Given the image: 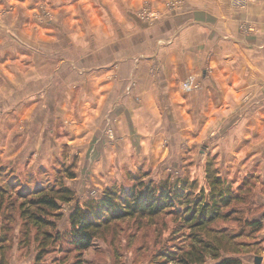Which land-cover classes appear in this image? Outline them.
Wrapping results in <instances>:
<instances>
[{
  "label": "rangeland",
  "instance_id": "1",
  "mask_svg": "<svg viewBox=\"0 0 264 264\" xmlns=\"http://www.w3.org/2000/svg\"><path fill=\"white\" fill-rule=\"evenodd\" d=\"M27 1L0 0V264H34L41 252L43 264H179L181 258L198 254L205 255V264L215 263L201 251L199 239L214 244L219 259L255 264L260 257L264 264V105H253L248 95L240 103L219 104V93L202 94L199 82L189 80L182 83V91L191 94L184 102H167L164 96L162 103H140L135 82L127 81L126 102H112L108 113L102 102L96 110L89 105L78 108V92L67 86L69 74L54 70L63 63L91 67L93 58L83 55L88 47L110 41L67 36L89 28L81 23L40 24L43 15L65 18L53 9V0H29L31 7ZM254 1L231 0L230 6L246 12ZM180 4L171 0L167 6L178 11ZM160 16L143 6L138 11L146 27ZM43 28L54 31L56 38H40ZM240 31L246 37L259 35L257 22L249 16L241 21ZM114 43L116 36L111 38ZM125 43L148 46L144 40ZM71 47L82 55H72ZM102 54L98 57L106 58ZM28 67H35L36 77L42 78L24 80ZM252 111L263 117L257 136L245 134ZM207 165L236 197L203 231L192 230L177 206L157 216L114 222L97 232L92 246L81 253L69 244L70 214L109 188L177 186L185 181L194 187L192 198L204 190L209 202ZM59 189H67L70 200L58 201L57 211L42 213L53 227L37 229L22 217L23 210H36L29 200L55 196ZM253 222L260 223L259 231L250 226ZM44 232L53 238L44 242Z\"/></svg>",
  "mask_w": 264,
  "mask_h": 264
},
{
  "label": "crops",
  "instance_id": "2",
  "mask_svg": "<svg viewBox=\"0 0 264 264\" xmlns=\"http://www.w3.org/2000/svg\"><path fill=\"white\" fill-rule=\"evenodd\" d=\"M170 1L53 0V9L65 19L43 15L39 17L40 24L71 23L78 27L81 23L89 28L67 33V36L110 41L102 46L88 47L83 55L93 58L91 67L63 63L54 70L55 73L61 68L60 71L69 74L67 86L78 92V108L81 105L85 110L89 105L96 110L97 103L102 102L107 104L104 112L108 113L112 102H126L127 81L135 82L134 94L144 104L162 103L164 96L167 102L187 101L191 94L182 91V83L194 80L199 82L202 94L208 92L216 96L219 93L218 97L222 98L218 99L219 104L223 101L240 103L242 96L248 95L253 105H264V0L250 3L246 12L233 9L231 0H178L181 2L178 11L168 9ZM27 3L31 7V1ZM43 4L47 8V2ZM142 6L159 12L162 15L159 21L146 27L138 17ZM248 16L258 24L256 38L246 37L240 31L241 21ZM39 34L40 38H56L54 31L47 28L40 29ZM114 36L118 43L111 44ZM130 39L141 44L144 40L148 46L132 48L125 43ZM120 44L123 46L117 47ZM74 48L76 50L70 48L72 55H82ZM100 54L106 58H99ZM28 68L24 80L42 78L36 77L35 67ZM51 76L56 78V75ZM39 94L40 98L44 97L41 91ZM76 112L78 114V109ZM91 113L94 114V110ZM122 113L118 111L120 118ZM263 117L257 111L249 112L245 134L257 136L260 133L258 121ZM252 146L255 150V145Z\"/></svg>",
  "mask_w": 264,
  "mask_h": 264
},
{
  "label": "trees",
  "instance_id": "3",
  "mask_svg": "<svg viewBox=\"0 0 264 264\" xmlns=\"http://www.w3.org/2000/svg\"><path fill=\"white\" fill-rule=\"evenodd\" d=\"M70 176L73 178V174ZM205 179L209 189V202L205 201L204 190L196 199L192 198L190 189L194 187L187 185L185 181L177 186L160 184L145 186L142 189L138 186L119 190L106 189L99 199L87 201L84 207H75L69 216L68 242L76 252L81 253L92 246L97 232L114 222L135 216H157L177 206H181L178 210L185 212L181 217L192 230L203 231L220 218L221 208L228 207L236 197L232 195L229 184H225L218 176L216 169L210 165H207ZM69 194L67 189H59L55 196L49 197L46 194L37 199H31L29 204L36 210L34 212L23 210L22 217H25L37 229L53 227V223L44 219L42 213L48 210H59L58 201H69ZM250 226L258 231L261 229L259 222H253ZM43 237L44 242H47L53 238V235L44 232ZM197 242L201 251L208 252L215 261L213 264H241V261L236 258L219 259V251L214 244L206 243L202 239ZM42 255V252L37 255L34 264H43ZM204 256L190 255L185 259L181 258L178 262L179 264H205Z\"/></svg>",
  "mask_w": 264,
  "mask_h": 264
},
{
  "label": "water",
  "instance_id": "4",
  "mask_svg": "<svg viewBox=\"0 0 264 264\" xmlns=\"http://www.w3.org/2000/svg\"><path fill=\"white\" fill-rule=\"evenodd\" d=\"M262 259L260 257H255V264H261Z\"/></svg>",
  "mask_w": 264,
  "mask_h": 264
}]
</instances>
